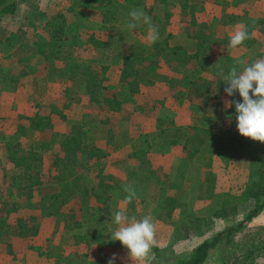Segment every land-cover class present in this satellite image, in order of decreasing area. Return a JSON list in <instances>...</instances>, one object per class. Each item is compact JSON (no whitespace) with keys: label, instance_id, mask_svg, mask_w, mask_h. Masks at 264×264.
Returning a JSON list of instances; mask_svg holds the SVG:
<instances>
[{"label":"crops","instance_id":"obj_1","mask_svg":"<svg viewBox=\"0 0 264 264\" xmlns=\"http://www.w3.org/2000/svg\"><path fill=\"white\" fill-rule=\"evenodd\" d=\"M132 1L113 0L111 5H106L105 10L102 6L87 7L89 14L98 15L96 10L101 9L94 28L84 21L76 25V28L68 22L69 31L82 33V39L75 45L81 46L79 51L73 52L71 45L74 41L70 38L55 40L54 45H51L48 37L46 42L34 43L32 53L26 52L35 65L31 72L22 73L24 69L20 66L16 75L4 73L0 84L13 77L17 78V82L13 91L1 89L0 106L12 104L14 98L17 99V114L22 115L23 121L15 123V129L10 134L0 130V264H80L84 261L100 264V257L97 256L86 259L81 255L83 258L80 262L79 259L73 263L64 261L73 254V250L71 252L67 247L69 240L73 242L74 238L76 243L81 239L86 240L89 236L86 222H99L96 207L118 204V207L111 210L123 208L127 211L128 206L137 200L125 203V185L133 186L136 191L142 190L148 183L152 187H161L152 177L155 158L184 157L185 146L190 148V141L201 139L202 126L209 125L210 129L205 128L207 131L216 127L230 131L236 125V121L232 122L235 107L226 108L225 101L242 98L238 92L229 97L224 91L226 86L219 83L223 82V76L232 66L239 70L237 60L251 64L264 58V17L251 16L252 23L250 19L242 23L247 27L250 38L238 48L230 49L229 34L237 26V21L230 23L231 18L237 20L240 13L251 14L249 5L243 6L241 12H238L230 10V6L225 8L232 3L230 0H209L219 7L218 11L210 12L206 2L204 5V1L189 0L201 3L195 9L198 21L208 22L209 27L222 39L212 46L217 48V57L213 59L211 56L205 68L199 67L193 60L187 61L188 69H177L171 59L161 56L155 63H152V59H145L143 63L135 64L134 71L125 72L123 48L125 53L132 52L137 56L148 55L153 51V48L149 51L146 49L149 44L148 25L145 37L141 33L138 35L136 31L139 29L136 27L131 30L136 37L130 35L131 39L123 40L125 28L120 29L118 25L122 19L129 21L128 13L134 4L144 5L146 14L158 30L157 41L166 40L170 46L180 45L189 53L196 52L200 46L199 39L190 30V10L180 0L174 3L171 0H158L163 4V13L155 10L150 0ZM119 2L122 10L118 8ZM67 7L60 9L66 15ZM26 10L25 24L28 25L30 22ZM202 11L210 14L216 27L207 18L199 17ZM182 15L188 20L184 25ZM178 19L181 20V27L177 24ZM44 23L38 20V29L43 30ZM110 30L117 32L112 40L107 34ZM92 34L106 44L99 46L94 43L90 39ZM24 40L17 38V45L20 46L19 41L22 44ZM135 45L141 47V50L143 48V51L131 49ZM220 46L223 47L221 52L218 50ZM103 47H108L110 51ZM85 50L88 51L87 55ZM5 51L0 53V66L3 70L6 69L5 64L19 61L22 56L27 57L25 52L11 55ZM218 60L223 64L228 62L225 69L223 66L217 68ZM213 66L218 73L216 80L207 74L214 72L211 70ZM186 71L190 72L188 76ZM32 91L35 99L29 102V98L25 100V97L31 95ZM28 103L33 104L34 110L32 114L24 115ZM38 111L51 112L52 129L56 135L44 134L30 126L29 117ZM230 117L231 120L227 121ZM26 126L33 133H27ZM187 130L189 133L185 132ZM72 136L82 140L73 156L75 173L68 180L75 193L67 200H60L55 206L54 194L59 193L62 186L53 177L51 163L56 154H64L62 138ZM237 138L238 143H244V136L240 134ZM27 141L29 145H26ZM88 141L95 144L101 155L88 157L85 151ZM18 142L22 148L29 150L33 147L39 150V158L34 161L31 173L41 180L29 192L22 190L11 195L9 189L13 187L12 174L23 170V167L15 163L8 146ZM158 142L161 143L158 146L161 153H154ZM36 161L38 164L35 166ZM159 163L164 165V169L170 167L163 160ZM84 174L88 180L76 183L74 177ZM93 197L95 209L87 217L83 216L88 211L85 203ZM53 241L55 244H63L59 253L55 251Z\"/></svg>","mask_w":264,"mask_h":264},{"label":"rangeland","instance_id":"obj_2","mask_svg":"<svg viewBox=\"0 0 264 264\" xmlns=\"http://www.w3.org/2000/svg\"><path fill=\"white\" fill-rule=\"evenodd\" d=\"M177 1L178 0H171V3ZM199 1H204V5L206 2L207 6H210V12H216L219 9V7L209 2V0ZM217 1L221 2L223 0ZM230 1L232 3L225 6V8L230 6V10L238 12H241L242 7L245 5H249L251 8V14L247 12L240 13V18H237V20L231 18L230 23L237 21L236 25H238L249 20L251 16L255 18L264 17V0ZM71 2L72 0H20L18 12L15 15H6L0 18V53L2 50H6L5 52H10L11 55H20L22 52H25V54L28 52L27 54H29L34 51V43L47 41L49 35L46 30L38 29V25L35 24H25L27 18L24 16V11L26 9L27 12L32 6L37 4L38 7H36V9H40L41 11L44 10L43 12L46 13L44 15L41 13L38 20L44 21L46 15L49 16L60 11L62 7H67ZM150 2L154 4L155 10L163 13L164 7L163 4L160 3L161 1L150 0ZM119 5L118 8L122 10L123 7L120 2ZM95 6H97V4H95ZM76 7L77 9L75 8L74 10H69L67 7L68 10L66 13L70 26L76 28V25L82 21L88 23V26L91 28L97 26L96 20L97 16L101 15V9L96 10V12H99L97 15V13L89 14L87 6L78 5ZM105 9L106 5L103 7V10ZM131 9L143 10L146 13L143 4H134ZM183 17L182 15V18ZM199 17L201 19L207 18L213 26H217L216 23L211 20L210 14L207 12H200ZM182 21L184 25L188 20L184 17ZM179 22H181V20L178 19L177 24L181 27L182 24ZM250 22L252 23L253 21L250 19ZM127 24L128 21H123L122 19L118 25L120 29L125 28L126 30H124L122 34L123 40L128 38L131 39L130 35L136 37V34L131 32L132 29H128ZM13 28L17 30L14 31L12 30ZM21 28H23V30H21ZM137 29H139L136 31L138 35L141 33V36L143 37L144 35L145 37L147 34V25L141 24ZM71 32L72 31H69V33ZM107 34L109 35V39L112 40V38L117 35V32L110 30ZM17 38L18 40L25 39L22 44L21 41H19L20 46L17 45ZM68 38L74 41L71 45L73 52L75 50L79 51L81 46L75 45L82 39V33L80 31L78 33L72 32V35ZM127 41L129 43V40ZM132 48L136 51H143V48L141 50V47L137 45L131 47V49ZM151 48H153L152 44H147L146 49L149 51ZM219 49L221 52L223 47L220 46L218 50ZM27 54L25 56H27L29 60L30 57ZM85 54H88L87 50H85ZM27 57L22 56L19 61L5 64L6 69L4 68V73H6V75H16L20 66L23 67L24 70L34 68L35 65L32 59L29 61L26 60V63L23 62ZM212 57L213 59L217 57V48L212 49ZM70 58H73V56ZM72 61H75V59H72ZM226 63L228 62H224L223 64L218 60L216 64L218 66L217 68L223 66L225 69L227 66ZM211 70L214 72L207 74L212 77V79L216 80V78H218V73L215 71V68ZM16 82L15 79H7L3 84H0V91L1 89L13 91ZM27 98H29V102H31V99L34 100V92L32 91L31 95L27 94L25 100H27ZM16 102L17 99L14 98L12 104H5L4 107L0 106V130L9 134L15 129V123H18L20 120L23 121L22 115L17 114L19 111L17 110ZM33 110V104L28 103L27 110L23 114H32ZM226 120L230 121L229 118ZM233 121H236L235 118L232 122ZM208 127L209 125L200 128L202 134L201 139L190 141L188 143L190 148H186L187 146H185L183 149L184 157H173L171 159L155 158L152 163L154 168L152 177L155 181L159 182L161 187H155V185L152 187L151 184L148 183L145 188L136 191L137 201L127 208V212L130 215H135L137 219H142L145 215H150L156 226L155 238L157 240V245L151 249L146 259L133 262L128 255V250L121 245L120 241L112 240L111 233L117 227L113 223L112 213L117 210L113 211L111 209L118 207L117 204L116 206L106 205L104 207H96V211L98 212L97 220L99 222H86L87 233L89 235L86 240L81 239L78 243H76L74 238L72 239L73 242L69 240L67 247L71 249V252L73 250V254L69 255L64 261L73 263L79 259L78 262H80L83 257L92 259L97 256L100 257V264H108L109 258L115 253L117 254L115 264H175L181 256L191 252L202 240L210 238L219 230L240 223L245 219L248 211L254 206V201L248 196V187L254 179L259 177V169L264 164V143L246 137L244 143H238L237 141L239 139L237 137L240 134L236 125L233 126L230 131L219 129L215 126L216 129L208 130V132L205 130V128L210 129ZM26 132L33 133L32 129H28L27 126ZM185 132L189 133L188 130ZM214 138L217 140L213 142ZM29 143L30 142L27 141L26 145H29ZM160 144L161 143L158 142L157 147L154 148V153H161V148H158V146H161ZM160 160L166 162L170 167L165 168L167 169L165 170L164 165L159 163ZM178 163H180L179 166ZM37 164L38 161H36L35 166ZM156 170L158 172H156ZM74 179L78 184L88 180L86 174L76 175ZM167 194H175L178 198V205L171 217L164 213L160 207L163 197ZM94 199L95 197L89 199L85 203L87 204L88 211L83 216L87 217L89 213L95 209ZM221 209L223 211L225 210L226 214L222 216L216 215V212ZM247 224L254 229L259 228L258 230L264 231V207L257 215L249 220ZM237 234L236 237H239L240 233ZM52 244L55 251L59 253L63 244H55L54 241ZM85 249H87V253H85ZM81 255L84 256L82 257ZM228 255H230L229 248L223 246L221 242L211 249L208 259L205 260L203 264H222L223 259ZM257 261L262 262L263 259L257 258Z\"/></svg>","mask_w":264,"mask_h":264},{"label":"trees","instance_id":"obj_3","mask_svg":"<svg viewBox=\"0 0 264 264\" xmlns=\"http://www.w3.org/2000/svg\"><path fill=\"white\" fill-rule=\"evenodd\" d=\"M131 1L132 0H128V2ZM180 1L184 7H187L190 10V23L192 25L190 30L193 35L199 39V49L194 53H189L180 45L170 46L166 40L156 41L153 44V51L148 55L143 54L137 56L132 52L125 53L123 48V63L125 72L134 71L135 64L143 63L145 59H152V61H154L152 63H155L161 56L171 59V61H173V65L177 69H188L187 61L189 62L193 60L197 62L199 67H207L209 61L211 60V49L213 48V44L215 42H221L222 39L218 37L215 30H212L209 27L208 22L198 21L195 9L200 6V2H190L189 0ZM19 2L20 0H0V18L6 15H15L18 12ZM112 3L113 0H72L68 9L74 10L78 5L92 7L95 6V4H97L98 7H104L105 5H111ZM36 7H38L37 4L32 6L27 13L29 22L35 25L38 24L39 15L44 13L40 9H36ZM44 22L43 28L48 32L50 38L49 41L52 42L51 45L55 43V40L69 37L67 15L62 10L49 16L46 15ZM90 39L99 46H104L106 44V42L97 38L94 34L91 35ZM103 48L107 49L108 47ZM107 51H110V49H107ZM26 60H28V57L23 62L26 63ZM33 69L34 68L23 70L22 73L31 72ZM189 73L186 71V76H188ZM3 76L4 70L0 67V82L3 79ZM13 79L16 80L17 78L13 77ZM219 84L226 86L224 81ZM199 91L202 90L200 89ZM29 118L31 120L30 126L33 129L44 134H57L52 129L51 112L44 113L38 111L35 115ZM215 140L217 139L215 138ZM81 142L82 140L75 136L62 138L61 144L63 146L64 154L58 153L53 158V162L51 163V167L53 168V177L60 181L62 186L61 191L54 194V198H56V200L53 201V204H55V206H57L60 200H67L75 193L74 188L69 186L70 182L68 180L75 173L73 156L76 154L77 149L80 148ZM8 150L15 163L20 165V167H23V170L12 174V185L15 189L11 187L9 189V193L14 195L17 192L20 193L22 190L29 192L32 187H34V185L41 180L40 177L35 178V174L31 173L34 167V161L39 158V150L34 149L33 147L29 150L22 148L19 142L18 144L10 143ZM85 151L87 152L89 158H92L94 155H101L92 141L87 142ZM248 196L254 201V206L248 211L245 219H243L240 223L230 225L222 230H219L210 238L202 240L191 252L181 256L175 264H203L205 260L208 259L211 249L221 242L223 246H226L230 250V255L223 259L222 264H264V231L258 230L259 228L254 229L247 224L248 221L257 215L264 207V164L259 169V177L254 179L249 185ZM177 205V196L175 194H168L162 200L160 207L164 213L171 217ZM225 212V210L223 211L221 209L216 212V215L222 216L226 214ZM237 233H240L239 237H236L238 235ZM257 258H262L263 261L259 262L257 261ZM80 264L96 263L93 261H84Z\"/></svg>","mask_w":264,"mask_h":264},{"label":"clouds","instance_id":"obj_4","mask_svg":"<svg viewBox=\"0 0 264 264\" xmlns=\"http://www.w3.org/2000/svg\"><path fill=\"white\" fill-rule=\"evenodd\" d=\"M128 29H135L141 24L148 25L147 40L149 44L159 39V33L143 10L133 9L128 13ZM250 38L245 25L238 24L229 34V48L236 49ZM239 70L232 66L230 71L223 76L226 84L224 89L229 97L239 93L241 100L225 101L226 108L235 107L236 127L239 133L254 141L264 143V58L257 59L249 64L244 60H237ZM231 120V117L229 118ZM125 203H131L137 198L136 190L131 185H125ZM113 223L117 226L111 233L113 241H120L128 250V255L133 262L142 261L149 256L151 249L157 245L155 238L156 226L150 215L137 219L125 209L112 213ZM117 254H113L108 264H115Z\"/></svg>","mask_w":264,"mask_h":264}]
</instances>
